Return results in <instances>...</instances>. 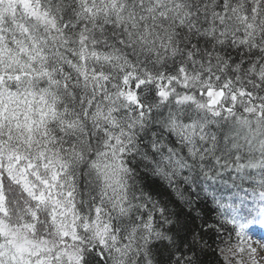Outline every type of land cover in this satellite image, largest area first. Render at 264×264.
Here are the masks:
<instances>
[{"label":"snow or ice","instance_id":"snow-or-ice-1","mask_svg":"<svg viewBox=\"0 0 264 264\" xmlns=\"http://www.w3.org/2000/svg\"><path fill=\"white\" fill-rule=\"evenodd\" d=\"M257 232L264 0H0V264H259Z\"/></svg>","mask_w":264,"mask_h":264},{"label":"rangeland","instance_id":"rangeland-1","mask_svg":"<svg viewBox=\"0 0 264 264\" xmlns=\"http://www.w3.org/2000/svg\"><path fill=\"white\" fill-rule=\"evenodd\" d=\"M262 236H264V233H259V235H252V240L253 241H259L261 243H264V239H262ZM253 246H256L254 243ZM259 264H264V253H260L257 257Z\"/></svg>","mask_w":264,"mask_h":264},{"label":"trees","instance_id":"trees-1","mask_svg":"<svg viewBox=\"0 0 264 264\" xmlns=\"http://www.w3.org/2000/svg\"><path fill=\"white\" fill-rule=\"evenodd\" d=\"M205 211H207V210H205ZM209 215H210V214H209ZM209 222H210V223H214L213 220H210ZM250 235H257V236H258V235H259V232H257L256 234H252V233H250ZM212 259H213V257H211V256L207 257V260H209V261L212 260Z\"/></svg>","mask_w":264,"mask_h":264}]
</instances>
